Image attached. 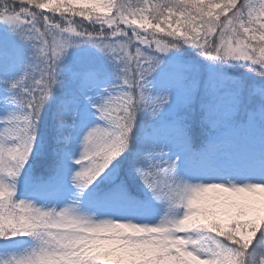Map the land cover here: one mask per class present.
Here are the masks:
<instances>
[{
    "label": "snow or ice",
    "instance_id": "obj_1",
    "mask_svg": "<svg viewBox=\"0 0 264 264\" xmlns=\"http://www.w3.org/2000/svg\"><path fill=\"white\" fill-rule=\"evenodd\" d=\"M0 24L6 26L0 36V73L11 68L6 65L10 51L22 55L17 37L32 41L39 58L22 75L5 81L3 99L19 111L0 116V238L20 235L38 241L12 264H254L258 234L264 244V180H183L181 160L187 169L188 157L196 154L211 167L217 157L232 153L235 141L216 135L210 146L193 149L187 125L161 115L177 80L189 78L198 87L203 77L227 100L209 114L213 128L241 112L252 132L257 119L264 123V0H0ZM180 42L198 46L213 62L244 61L260 79H235L214 64L205 69L176 60L161 70V54ZM76 44L111 54L119 83L92 104L105 123L93 126L81 141L72 182L83 191L106 174L129 146L143 112L152 128L140 147L146 163H136L135 170L152 197L179 214H165L156 224L135 223L94 218L75 204L46 208L17 197L41 110L62 79L58 62ZM153 79L160 89L155 93ZM169 144L177 149L175 158L162 147ZM50 183L33 181L32 195L46 196Z\"/></svg>",
    "mask_w": 264,
    "mask_h": 264
},
{
    "label": "rangeland",
    "instance_id": "obj_2",
    "mask_svg": "<svg viewBox=\"0 0 264 264\" xmlns=\"http://www.w3.org/2000/svg\"><path fill=\"white\" fill-rule=\"evenodd\" d=\"M5 31L6 26L0 24V36H3ZM32 43L21 41L17 37L16 47L22 55L17 56L11 51L7 54L6 65H11V68L0 73V116L19 111L16 105L7 104L3 99L7 95L5 89L8 87L5 81L19 77L29 65L38 62L39 58L34 55ZM181 44L198 47L183 42H180ZM161 55L164 60L161 70L164 71L169 70L167 65L173 60L197 64L205 69L213 62L202 64L195 58L181 55L180 46ZM229 63H234V69L220 68L232 78H243L239 72L246 74L241 68L247 63L234 59ZM101 69L103 72H100ZM57 70L62 79L54 87L39 116L43 120L40 128L47 136L48 144L37 134L35 148L18 181L17 197L34 200L37 205L46 208L75 204L81 211L94 213V218L111 217L135 223L156 224L165 214H179L180 210L170 209L166 201L153 198L135 170L136 163H146L140 147L152 128V121L143 112L136 120L134 130L138 128L139 133L131 141V149L126 154L124 152L125 157H120L123 158L125 170L122 171V165L114 160L110 170L87 189L81 191L75 186L70 173L78 167L74 159L81 155V141L93 126L105 123L97 115L92 104L108 92L114 91V86L119 83V68L111 54L105 55L88 44H76L69 48L67 55L58 62ZM152 88L154 93L160 91L155 79L152 80ZM226 103L223 93L208 88L203 83V77L198 87H194L189 78L177 80L173 84L170 102L162 111L161 119L180 121L187 125L190 136H202L201 145L198 143V147L193 149L201 150L210 146V139L216 135L230 137L235 141L232 153L217 157L211 167H205L203 158L196 154L188 157L190 167L187 169L185 162L181 160L178 175L183 180L196 182L197 177H203L204 182L211 179L235 180L238 183L245 180H264V123L257 119L255 130L252 132L245 123L244 112H241L232 121L225 122L221 128H213L209 123V114L218 105ZM162 147L168 156L175 158L177 149L174 145ZM39 168L43 171L38 176L34 170ZM218 169H223V174ZM37 179L51 181L44 197L32 195V183ZM97 203H103L105 208L97 210ZM37 243V239L32 236L0 238V264H12L14 257L31 250Z\"/></svg>",
    "mask_w": 264,
    "mask_h": 264
},
{
    "label": "trees",
    "instance_id": "obj_3",
    "mask_svg": "<svg viewBox=\"0 0 264 264\" xmlns=\"http://www.w3.org/2000/svg\"><path fill=\"white\" fill-rule=\"evenodd\" d=\"M58 19H59V17H58ZM76 19H79V17H76ZM180 48H181V55H186L187 57L195 58L197 60V62L199 61V63H202V64H206L208 62L211 63V60L208 57H205L202 54V52H201V50H200L199 47H190V46L188 47L187 45H182L181 44L180 45ZM212 64H214V66L221 67L222 69H231V68L234 69V63L232 65L229 62H225V61H215V62H212ZM241 70L246 72V74L241 73V71L239 72L243 76V78L260 79V77H257L256 74L254 72H252L249 69V67H247V64L245 66H243L241 68ZM42 121L43 120L39 117L38 118V125H37V134L41 137V139H42L43 142H45L46 144H48V138L43 133V130L40 128V126L43 125V122ZM135 128H136V126H135ZM137 131H138V128H137V130H134L131 133L130 143H131V141H133V138L135 137V135L137 137V135L139 133V132L137 133ZM202 135H203V133H202ZM190 137L193 138L191 140V142H192V144H191L192 145V148H195L198 145V143L201 145L202 139H203L202 136H199V135H195L194 134V137L193 136H190ZM131 146L132 145L129 144V146L127 147V149L124 151L125 154L127 152H129V150L131 149ZM122 155H123V157L126 156V155H124V153ZM121 156H119L118 158H116L115 159V162L116 163H120V165H122L121 170L124 171L125 168H126V166H125V164H123V158L121 159L120 158ZM41 171H43V169L42 168H39L36 171L34 170V173H36L39 176L40 173H41ZM252 247L255 250V256H254V258H257L259 253L264 252V244H261L260 243V241H259V234L257 235L256 240L253 242V246Z\"/></svg>",
    "mask_w": 264,
    "mask_h": 264
},
{
    "label": "clouds",
    "instance_id": "obj_4",
    "mask_svg": "<svg viewBox=\"0 0 264 264\" xmlns=\"http://www.w3.org/2000/svg\"><path fill=\"white\" fill-rule=\"evenodd\" d=\"M86 135H87V133H86ZM96 139H97V138L94 137L93 140L89 142V147H90V148L94 146V144L96 143ZM32 249H33V248H31V250H32ZM31 250L25 252L24 254H22V255L19 256V257L27 256V255L31 252ZM5 264H6V262H5ZM254 264H264V252H261V253L258 254V257L255 258Z\"/></svg>",
    "mask_w": 264,
    "mask_h": 264
}]
</instances>
